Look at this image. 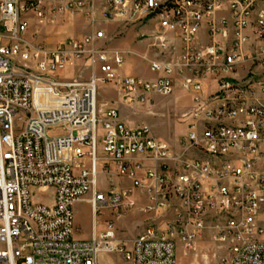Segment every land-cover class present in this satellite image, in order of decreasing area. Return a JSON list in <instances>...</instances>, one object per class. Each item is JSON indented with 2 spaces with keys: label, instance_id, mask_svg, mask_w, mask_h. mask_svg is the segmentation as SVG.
Returning a JSON list of instances; mask_svg holds the SVG:
<instances>
[{
  "label": "built area",
  "instance_id": "1",
  "mask_svg": "<svg viewBox=\"0 0 264 264\" xmlns=\"http://www.w3.org/2000/svg\"><path fill=\"white\" fill-rule=\"evenodd\" d=\"M94 1L0 0V264H98L101 254L176 264L177 246L193 250L204 236L223 252L214 264H264V76L226 79L235 64L264 60V0H103L106 21L158 41L151 80L120 75L125 53L107 48L101 29L51 48L25 35L32 15L43 22ZM220 10L230 28L213 19ZM176 41L179 64L168 61ZM77 61L87 81L61 73ZM179 71L194 97L174 144L97 104V83H118L134 111L170 95ZM213 74L222 77L204 98ZM137 192L155 216L129 247L108 219L90 238L74 237L75 202L90 195L94 225L104 211L131 209Z\"/></svg>",
  "mask_w": 264,
  "mask_h": 264
},
{
  "label": "rangeland",
  "instance_id": "2",
  "mask_svg": "<svg viewBox=\"0 0 264 264\" xmlns=\"http://www.w3.org/2000/svg\"><path fill=\"white\" fill-rule=\"evenodd\" d=\"M103 0H95L90 10L76 11L73 13H56L54 15H47L43 21H47V24L54 27L57 23V18H64L63 23L67 24L71 21L74 22V18L78 15L83 16L90 25L93 23V12L99 10L102 20L105 23H111L112 25L119 26V30L130 31L127 37V47L121 45V40L125 35L122 32H118L117 36L121 37L118 40V45L112 46L113 48L121 49L125 54H128L126 62L120 68V72L123 75H140L146 79H151L157 76V72L149 69V61H161L162 58L159 54L158 41L154 38H148V31L138 32L133 31L131 27H124L123 24H119L113 21H106L102 16ZM33 19L38 20L35 16H30ZM216 23L220 19H225L224 25L230 28V13L225 10L216 11L213 15ZM39 21V20H38ZM227 21V22H226ZM208 22L203 24V28H207ZM105 27L100 24L96 26L94 31ZM93 31V32H94ZM205 31V29H204ZM135 32L137 33L135 36ZM60 33V34H59ZM65 32L59 31V35H64ZM47 36L48 33H45ZM107 35V34H106ZM124 35V36H123ZM40 31L35 30L28 37L35 44L48 48L53 47L60 41L52 44L45 45L39 39ZM76 37V36H69ZM134 38V43L131 41ZM120 41V42H119ZM205 39L198 42V47H203ZM107 46V45H106ZM173 59H168L169 62L180 63L179 56L181 54V43L177 41L173 44ZM107 48H109L107 46ZM249 51H252L247 47ZM254 51L256 47L253 48ZM257 54V50H256ZM126 56V57H127ZM256 61V60H255ZM254 61V62H255ZM251 59H245L242 63H237L233 67L234 72L227 74L226 79L233 80L239 78H249L256 76H264V60L260 59L254 63ZM148 65V66H147ZM178 68V67H177ZM62 74L68 77L75 76L87 81L89 79L90 71L87 67L86 61H77L72 65L67 66L66 69L60 70ZM190 77L188 71L180 72L176 74L174 78V87L170 95L167 96H153L151 97V103H146L138 106L134 111H131L128 106L123 104L118 93V83L105 84L103 82L97 83V104L102 108L101 104L106 103L103 107L114 106L117 108L118 114L121 117L126 114L131 120H133L137 126L147 125L153 136L166 140L172 144L176 143L178 139L183 137L186 132L185 122L182 116L187 113L193 106L194 93L192 87H188L186 84V78ZM219 75H210L205 80V92L202 97L206 98L212 93L216 86V82L220 81ZM99 187L104 188L102 178H99ZM90 195L85 196V201L75 202L73 205L74 211V237L76 239H87L91 234V227L93 224L91 217L90 205L87 202ZM131 197L135 198L134 205L131 209L121 211L119 215H115L110 211H104L97 215V229L100 230L103 227L104 220H112L118 231V237L123 241L126 247H129L134 237L142 230L143 226L147 223L149 217H154L155 214L149 215L141 211V207L144 205L146 199L144 193L137 192L131 194ZM50 195L44 199L45 202H49ZM130 199V197H129ZM223 252L218 250L211 242V238L204 236L201 241L196 243V247L193 250H186L182 245L177 246L176 250V264H214L215 259ZM98 264H129L124 262L118 254H101L98 259Z\"/></svg>",
  "mask_w": 264,
  "mask_h": 264
},
{
  "label": "crops",
  "instance_id": "3",
  "mask_svg": "<svg viewBox=\"0 0 264 264\" xmlns=\"http://www.w3.org/2000/svg\"><path fill=\"white\" fill-rule=\"evenodd\" d=\"M97 1H100V0H97ZM93 14H94V19H93V23L91 25L85 19H83V16L78 15L74 18V22H72V21L70 23L67 22V24L63 23L64 18H61V17L57 18V23L54 25L53 28H51V26L47 24V21L39 22L38 20L33 19L32 17H29L28 27L26 29L25 35L27 37H29L32 32L39 29L40 35H41V36H39V39L41 40V42L45 45H52V44H54L60 40L62 41L64 39L68 38L69 36L81 37L83 35L93 33L95 27L96 26L98 27L100 24H102L105 27H102L101 30L105 31V33L107 34L106 45L109 48L119 49V48L111 47V45L112 46L118 45V40L121 38V37L117 36L118 32H122L125 35V37H123L121 40V45H123L125 47L128 46L127 45V42H128L127 37H128V33L130 31L126 32L123 29L119 30V28H120L119 26L112 25L111 23H105L101 18L99 10L94 11ZM47 15H50V14L47 13L46 16ZM60 30L65 32L64 35H59L60 33L58 34V32ZM98 30H100V29H98ZM133 31L145 32L146 30L145 29H136V30L133 29ZM45 33H48V35L46 36ZM136 34L137 33L135 32L134 36ZM131 43H134V38L131 41ZM119 50H121V49H119ZM127 55L128 54L124 55V63L126 62L125 60H127V58H128ZM120 75L121 76H128V75H123L121 72H120ZM129 75H131V74H129ZM131 76H140V75H131ZM157 76H158V74H157ZM140 77H142V76H140ZM156 77H154V78H156ZM154 78H151V79H154ZM144 79H146V78H144ZM151 79H147V80H151ZM259 97L261 100H264L263 95H260ZM105 104L106 103L101 104L102 108H106V107H103ZM120 118L129 127L137 126L136 123L133 120H131L129 118V116H127L126 114L122 115ZM145 126H147V125H145ZM81 201H85V199H83ZM97 231H99V230L97 229V222H96L94 225L92 224L91 234L93 232H97ZM91 234H90V236H91ZM90 236L88 238H90Z\"/></svg>",
  "mask_w": 264,
  "mask_h": 264
}]
</instances>
